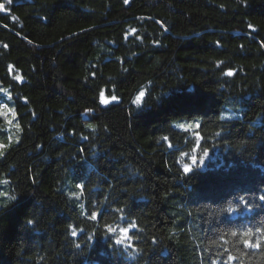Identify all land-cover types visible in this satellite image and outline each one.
Instances as JSON below:
<instances>
[{
    "label": "trees",
    "instance_id": "trees-1",
    "mask_svg": "<svg viewBox=\"0 0 264 264\" xmlns=\"http://www.w3.org/2000/svg\"><path fill=\"white\" fill-rule=\"evenodd\" d=\"M4 4L0 264H264V0Z\"/></svg>",
    "mask_w": 264,
    "mask_h": 264
},
{
    "label": "snow or ice",
    "instance_id": "snow-or-ice-1",
    "mask_svg": "<svg viewBox=\"0 0 264 264\" xmlns=\"http://www.w3.org/2000/svg\"><path fill=\"white\" fill-rule=\"evenodd\" d=\"M7 2H8V4H11V3L13 2V0H7ZM129 2H130V0H124V3H125V4H128ZM3 11H6V9H5V4H4V3H0V12H3ZM13 19H14V18H13ZM226 74H227L228 76H231V75H233V72H232V71H228ZM5 91H6V90H5ZM101 96H103V93H101ZM144 96H145V93H144V92H140L139 95H138V96L135 98V100L133 101V103L139 105V104L141 103V100H142V98H143ZM8 99L11 100V95H10V94L8 95ZM112 99L115 100L116 97H112ZM102 102L105 103V104L107 103V101H103V100H102ZM9 114H11L13 117H15V116H16L15 109H14V108H10L6 103H0V116H4L5 118H7V116H8ZM7 122H8L9 124L12 123L11 120H8ZM16 127H17V129H19L20 126L17 124ZM3 147H4V146H3L2 144H0V148H3ZM207 154H208V153H207V150H205L204 155L207 156ZM2 155H3V152L0 151V156H2ZM200 162L203 163V160L201 159ZM192 163H193V164H196V163H197V157H195V156L192 157ZM205 170H207V169H205ZM191 171H192V168H191L189 165H185V167H184V172H185V173H189V172H191ZM77 187L82 189V188H83V185H82V184H78ZM13 199H15V197H13ZM259 199L262 200V201H264V195H261V196L259 197ZM240 200H241V201H242V202H243V203L249 208V210H250L251 206H250V205H247V201L244 200V197H240ZM81 207H83V205H81ZM226 211H227L228 213H233L234 211H236V209H234L233 207H231V204H230V206L226 209ZM92 219H96V214H95V213H93V215H92ZM27 223H28V224H32L33 221H32L31 219H29V220L27 221ZM262 230H264V229H262V228H257V229H256L257 232H260V231H262ZM112 231H114V230H113V229H109V232H112ZM129 231H130L129 228H122V229H121V237H120L119 239L116 240V243H117V244H121V243L123 242V240H125V239H129V240H130L132 237L128 235ZM236 234H237V233H236L235 231L232 232V235H233V236H235ZM72 235L75 236L76 233L73 232ZM242 235H243L244 237H249V238H250L251 235H252V229L249 228L246 232H243ZM243 243H244L245 247H253V248L259 247V240H257V242H256L255 244H251V243H250V239H245V240L243 241ZM77 247H79V245H77ZM231 259H232V257L229 256V260H231Z\"/></svg>",
    "mask_w": 264,
    "mask_h": 264
},
{
    "label": "rangeland",
    "instance_id": "rangeland-1",
    "mask_svg": "<svg viewBox=\"0 0 264 264\" xmlns=\"http://www.w3.org/2000/svg\"><path fill=\"white\" fill-rule=\"evenodd\" d=\"M5 90H6L5 88L0 87V95H3V97H5V98L7 99L9 93H8L7 90H6V91H5ZM6 119L12 121V123H11V125H10V128L15 127V121H14V118H13V116H12L11 114H9V115L7 116ZM182 126H183V125H182ZM184 126H185V125H184ZM187 128H188V125H187ZM189 129H192V128L190 127ZM199 161H201V159L199 160V159L197 158V162H199ZM196 164H197V163H196ZM196 164H193V163H192V157H191V163H190L189 166H191V165H196Z\"/></svg>",
    "mask_w": 264,
    "mask_h": 264
},
{
    "label": "water",
    "instance_id": "water-1",
    "mask_svg": "<svg viewBox=\"0 0 264 264\" xmlns=\"http://www.w3.org/2000/svg\"><path fill=\"white\" fill-rule=\"evenodd\" d=\"M5 2H7V0H2V3H5Z\"/></svg>",
    "mask_w": 264,
    "mask_h": 264
}]
</instances>
